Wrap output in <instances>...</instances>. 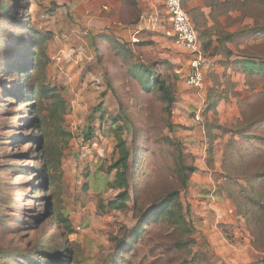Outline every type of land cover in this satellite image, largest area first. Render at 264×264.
Segmentation results:
<instances>
[{"label": "rangeland", "instance_id": "1", "mask_svg": "<svg viewBox=\"0 0 264 264\" xmlns=\"http://www.w3.org/2000/svg\"><path fill=\"white\" fill-rule=\"evenodd\" d=\"M71 1L72 12L68 0H0V264H51L40 252L61 264H264V75L237 63L264 60V0H182L204 60L201 88L187 85L195 55L176 45L166 0ZM14 60L37 67L16 73ZM134 64L170 86L169 111L157 89L143 91ZM35 80L66 104L67 136L51 139L64 148L56 194L72 233L35 187L45 177L38 111L20 95ZM39 103L53 128L62 114ZM119 136L130 200L102 213L122 190L110 170ZM181 163L195 172L180 176ZM172 192L190 232L158 215L133 239L142 213Z\"/></svg>", "mask_w": 264, "mask_h": 264}, {"label": "trees", "instance_id": "2", "mask_svg": "<svg viewBox=\"0 0 264 264\" xmlns=\"http://www.w3.org/2000/svg\"><path fill=\"white\" fill-rule=\"evenodd\" d=\"M11 9L5 8V14H12L10 12ZM11 17V16H10ZM12 18H14L12 16ZM3 31L0 32V35ZM28 41V39H26ZM30 42L29 46L36 43V47L39 46V42L36 41L34 36L29 37ZM30 55H28L29 57ZM241 65L243 72L249 75H264V60H256L252 58H245L237 62ZM35 64L33 62L22 60L12 61L9 64V69L13 72L25 73L27 69L33 67ZM37 64L33 69H36ZM31 69V70H33ZM133 76L141 82V87L143 91L146 93H151L154 90H158L162 96V100L167 104V111L170 110L171 106L175 103V98L172 94V90L170 86L166 85L163 80H161L159 74L156 73L154 68L150 65L144 64H134L132 68ZM36 75V74H35ZM24 91L20 94L23 97L26 95H32V102L36 103L37 106V117L33 121L35 124L36 130L39 132V136L36 139L37 147L40 152V161L44 165L42 166V172L45 177H43V181L38 184L36 189L38 191L44 193H50L49 196L42 198V203L44 204V208H46L48 214H54L57 217V220L62 223V225L68 230L69 233L71 228L70 220L63 215L61 212V200L59 196L56 194L57 185L62 181V164L61 160L64 156V148L58 147L57 143L51 139V133L54 131L56 134L58 132L59 136L65 138L67 134L63 130L62 122H63V114L65 113V101L61 96L59 90L56 87H52L50 85L42 86L38 85L36 80L31 88L27 89V86L24 87ZM47 98L49 100H53L52 112L54 115L57 113L62 114L60 117H53L51 119H55L53 128L49 125L47 119L41 115L39 112V101L41 99ZM119 150V159L110 167V170H116V179L115 183L112 185L114 188L122 189L119 194L116 196L115 200H112L108 203V205L101 204L102 213H105L107 210H122L127 208V202L130 200L129 196V159L130 153L126 148L125 141L119 136L118 137V146ZM195 168L193 167H185L182 163L179 165V174L180 176H186V172L190 173L195 172ZM179 192H172L167 196V199L164 200L159 206L154 205L149 207L146 211H144L141 215L142 220L139 228L135 231V233L131 236L133 239L139 236L138 231L143 228H140L141 225H147L153 218H156L158 215L162 218L173 217L177 218V224L180 225V220L183 224V229L187 232L190 230L187 228V224L185 223V216L180 211V203L178 202ZM172 207V208H171ZM178 208V217H177V209ZM175 218V220H176ZM144 223V224H143ZM186 243L190 244L191 241L188 240ZM41 260L46 259L51 262V264H61L62 262H58L54 259L48 252H40ZM30 259V258H29ZM29 264H41V261L36 259L28 260Z\"/></svg>", "mask_w": 264, "mask_h": 264}, {"label": "built area", "instance_id": "3", "mask_svg": "<svg viewBox=\"0 0 264 264\" xmlns=\"http://www.w3.org/2000/svg\"><path fill=\"white\" fill-rule=\"evenodd\" d=\"M166 13L171 23L176 45L195 55L191 61V72L187 77V85L201 88L204 84V60L199 51L198 33L191 16L185 9L182 0H166Z\"/></svg>", "mask_w": 264, "mask_h": 264}, {"label": "crops", "instance_id": "4", "mask_svg": "<svg viewBox=\"0 0 264 264\" xmlns=\"http://www.w3.org/2000/svg\"><path fill=\"white\" fill-rule=\"evenodd\" d=\"M192 1H195V0H192ZM74 5H75V3H73L71 0H68V2H66V7H67L68 11L72 12L73 10H75V9H72ZM171 32H172V30H171ZM115 34L119 35L118 33H115ZM172 36H173V34H172ZM217 215H218V213H217Z\"/></svg>", "mask_w": 264, "mask_h": 264}]
</instances>
